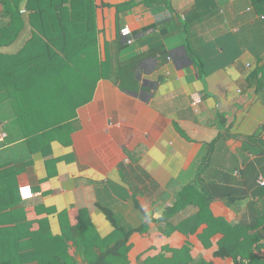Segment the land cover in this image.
<instances>
[{"label": "crops", "instance_id": "obj_1", "mask_svg": "<svg viewBox=\"0 0 264 264\" xmlns=\"http://www.w3.org/2000/svg\"><path fill=\"white\" fill-rule=\"evenodd\" d=\"M129 1L94 0L90 35L67 34L47 65L56 85L33 75L61 92L14 104L0 83V231L44 233L77 264L90 263L85 248L107 264H236L215 254L225 232L264 218V5ZM31 29L1 52H18ZM209 185L243 196L207 204ZM200 211L193 230L183 221Z\"/></svg>", "mask_w": 264, "mask_h": 264}, {"label": "trees", "instance_id": "obj_2", "mask_svg": "<svg viewBox=\"0 0 264 264\" xmlns=\"http://www.w3.org/2000/svg\"><path fill=\"white\" fill-rule=\"evenodd\" d=\"M93 1L0 0V83L7 87L14 104L16 101L25 102V98L32 100L38 92H44L46 95L61 92L54 90L57 89L54 88L55 72L46 70L47 65L51 64L49 61H52L55 55L60 54L63 39L67 34L75 41H81L84 35H90ZM135 1L123 5H131ZM254 1L258 6L264 5V0ZM62 9L68 15L67 20H63ZM27 24L32 28L31 37L23 47L16 53H2L1 49L11 45L22 34ZM64 67L65 65H61L62 69ZM39 68L45 82L54 85L51 91L39 87V79L33 78ZM46 72L51 74L45 76ZM29 108L30 105H21L20 110H23L20 113L30 111ZM17 124L26 131L39 132L62 126L61 123L44 120L37 123L19 120ZM215 189L214 185H209L205 192L200 194L205 203L209 204L215 199L230 195L233 198L243 196L240 188H236L237 191L213 194ZM198 215L196 218H186L183 222H193L192 229L195 230L201 223V211ZM129 234L128 232L127 236ZM65 254L66 250L60 253L55 245L48 246L44 233H32L30 228L28 232L18 234L0 231V264H77L70 255L69 261L66 260L63 256ZM85 254L89 264H107L104 255L98 256L96 261H91L92 252L85 248ZM215 254L223 258L232 257L236 264H264V218H255L252 222L245 218L239 225L229 226Z\"/></svg>", "mask_w": 264, "mask_h": 264}, {"label": "built area", "instance_id": "obj_3", "mask_svg": "<svg viewBox=\"0 0 264 264\" xmlns=\"http://www.w3.org/2000/svg\"><path fill=\"white\" fill-rule=\"evenodd\" d=\"M120 35L122 37V39L127 43V44H131L134 41L133 35H132V28L129 25L124 26L121 30H120ZM202 102V96L201 95H194L192 103L194 106L199 105ZM258 183L261 186H264V177L263 176H259L258 177ZM19 194L21 199L23 200H28L34 197L35 193L32 189L31 185L25 184V185H21L19 187Z\"/></svg>", "mask_w": 264, "mask_h": 264}]
</instances>
